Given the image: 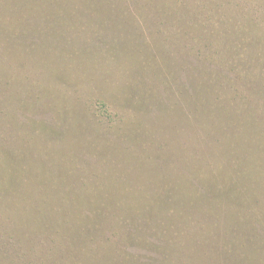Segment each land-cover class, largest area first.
Instances as JSON below:
<instances>
[{
	"label": "rangeland",
	"instance_id": "1",
	"mask_svg": "<svg viewBox=\"0 0 264 264\" xmlns=\"http://www.w3.org/2000/svg\"><path fill=\"white\" fill-rule=\"evenodd\" d=\"M0 20L1 48L32 45L0 114V264H264V0H0Z\"/></svg>",
	"mask_w": 264,
	"mask_h": 264
},
{
	"label": "trees",
	"instance_id": "2",
	"mask_svg": "<svg viewBox=\"0 0 264 264\" xmlns=\"http://www.w3.org/2000/svg\"><path fill=\"white\" fill-rule=\"evenodd\" d=\"M165 10L169 11V10H171V7L169 5H165ZM31 17L33 18L32 24H33L34 29H36L37 27H40V28L57 27L58 23H61V22L65 23L64 21H60V18H58V17H50L51 18L50 21L45 19V17L44 18H36L33 16H31ZM187 19H188V17L176 16L171 12V13H167L166 17H164V18L161 17L160 22H158V19H157V21L155 20V23H156V25L157 24L158 25L159 24H161V25L166 24L170 28L171 27H175V28L184 27V28H186V21L189 22ZM7 21H8V19H7ZM192 22H194L196 24V19H194ZM0 23H1V20H0ZM189 23H191V22H189ZM5 30H7V29L5 28ZM5 30L0 29V41H2L3 37L5 36L4 32H7ZM187 32L188 31L185 30V34H187ZM239 39L242 42H243V40H245L243 37H239ZM39 41H40V43H39L40 46H38V47H40V49H41V46L44 44V40L40 39ZM24 44L25 43H23L19 40H16V41L12 42L9 45V47H7V48L6 47H4V48L0 47V114H3V112H4V108L2 107V105L4 103L3 99L8 98V96L11 93H13V88H14L15 84L20 83L19 85H21L27 79V77H25V76L30 75L27 70L31 64L32 58L30 57L31 55H29L28 53H29V48H32V45L28 46V44H27V47H26L25 46L26 44L25 45ZM209 44H210V42L206 41L205 46H208ZM40 52H38L39 60L41 59V61H42L46 54L43 56L44 53L42 51H40ZM252 54H253V59L258 58L260 56V53L255 52L254 50H253ZM213 56L217 57L215 54H213ZM237 56H241V55L238 53ZM226 60H228V58H226L224 56L222 58V63H223L222 66L223 67L226 66ZM232 70L235 71L236 68L233 67ZM222 82H224V81H222ZM101 103H102V105H101L102 108L104 106H106L105 102H101ZM12 166H14V164H12ZM9 170L10 169H7V171H9ZM16 179H20L22 182H24L25 175L19 174L16 176ZM58 180L62 184L66 183V185H69V186H71L75 183V178H73V177L63 178V175H60V177H58ZM27 189H29V188H27ZM258 190L260 191L261 189H258ZM0 192H3L2 185L0 186ZM4 193H5V191H4ZM92 195L94 196V198H97L98 200H100L99 199L100 196H104V199L101 200L102 202L101 201H99V202H100V204H102V205L104 204L105 206H107L112 201L111 197H109V195H107L106 193H103V192H101L100 196L97 195V191L91 193L90 196H92ZM249 196H251V197L255 196L256 197V193H254V192L249 193ZM14 200H19V199L16 197ZM21 201H22V203L26 202L25 199L21 200ZM235 206H237V202L235 203ZM1 218H2V214H0V219ZM223 225L225 227H228L227 223H225V224L223 223ZM82 235H83L84 239L89 237V240H92V234L88 235V234L83 233ZM58 240H60V242H61V240L64 241V239H61V238H59ZM85 248H88V247L85 246ZM162 255L166 256V254H162ZM235 259H238V257H235L234 260ZM130 260H131V257H127L126 259L124 258L123 263L124 264L132 263ZM183 260H184V258H182V257H180L179 260L176 261L173 256H167L166 258H164V260L160 264H196L198 262L194 258H190L189 260H187L186 261L187 263L184 262ZM208 264H210V262Z\"/></svg>",
	"mask_w": 264,
	"mask_h": 264
}]
</instances>
